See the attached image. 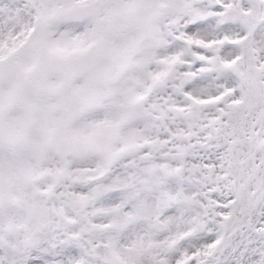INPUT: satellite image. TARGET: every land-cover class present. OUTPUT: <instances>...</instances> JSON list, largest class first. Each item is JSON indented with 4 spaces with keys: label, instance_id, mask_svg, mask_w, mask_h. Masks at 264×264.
<instances>
[{
    "label": "snow or ice",
    "instance_id": "obj_1",
    "mask_svg": "<svg viewBox=\"0 0 264 264\" xmlns=\"http://www.w3.org/2000/svg\"><path fill=\"white\" fill-rule=\"evenodd\" d=\"M0 264H264V0H0Z\"/></svg>",
    "mask_w": 264,
    "mask_h": 264
}]
</instances>
